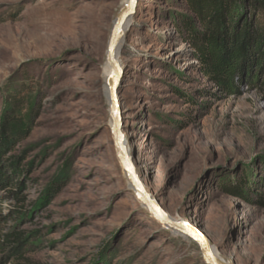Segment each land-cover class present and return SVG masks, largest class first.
I'll return each mask as SVG.
<instances>
[{
    "label": "rangeland",
    "instance_id": "obj_1",
    "mask_svg": "<svg viewBox=\"0 0 264 264\" xmlns=\"http://www.w3.org/2000/svg\"><path fill=\"white\" fill-rule=\"evenodd\" d=\"M239 1L249 20L264 6ZM127 3L0 0V126L28 132L2 157L25 177L9 188L20 201L0 192V264H205L137 199L117 158L107 54ZM192 17L186 0H139L127 21V150L151 197L218 258L264 264V89L228 95L209 81L179 29Z\"/></svg>",
    "mask_w": 264,
    "mask_h": 264
},
{
    "label": "trees",
    "instance_id": "obj_2",
    "mask_svg": "<svg viewBox=\"0 0 264 264\" xmlns=\"http://www.w3.org/2000/svg\"><path fill=\"white\" fill-rule=\"evenodd\" d=\"M239 2L186 0L195 18L183 21L179 28L187 44L193 47L206 78L228 95H237L241 85H257L264 89V79L259 80L264 73V6H250L255 15L249 20L241 14ZM16 127L9 123L0 126V192H9L12 198L20 201L19 193L9 188L15 187L16 178L25 177L23 165L18 167V160L16 165L8 166L2 159L28 134ZM24 186L25 182H19L20 189ZM231 193L240 196L236 191ZM12 240L19 242L16 237ZM13 254L16 253L13 251Z\"/></svg>",
    "mask_w": 264,
    "mask_h": 264
},
{
    "label": "water",
    "instance_id": "obj_3",
    "mask_svg": "<svg viewBox=\"0 0 264 264\" xmlns=\"http://www.w3.org/2000/svg\"><path fill=\"white\" fill-rule=\"evenodd\" d=\"M138 1L139 0H129L127 6L120 11L115 22L107 54V63L112 69V75L109 79V99L112 135L117 150V158L127 176L129 184L135 191L137 199L159 223L198 245L205 264H227L214 254L211 242L205 233L187 221L174 220L160 207L158 202L151 197L145 189L140 176L137 174L132 159L129 156L127 146L125 145L126 139L119 99L120 85L124 70L119 61V53L126 34L124 30L125 24L137 13Z\"/></svg>",
    "mask_w": 264,
    "mask_h": 264
},
{
    "label": "bare ground",
    "instance_id": "obj_4",
    "mask_svg": "<svg viewBox=\"0 0 264 264\" xmlns=\"http://www.w3.org/2000/svg\"><path fill=\"white\" fill-rule=\"evenodd\" d=\"M128 2H129V0H128ZM128 4V3H127ZM127 6V5H126ZM125 6V7H126ZM124 7V8H125ZM124 8H122V10L124 9ZM130 19H132V18H130ZM126 24H127V22H126ZM126 24H125V27H124V30H126ZM126 32V31H125ZM111 75H112V73H111ZM111 75L109 76V78H108V80L110 79V77H111ZM109 87H110V82H109ZM109 93H110V91H109ZM125 145H126V142H125ZM131 157V156H130ZM132 159V158H131ZM133 162V161H132ZM142 181V180H141ZM189 223L190 224H192V222L191 221H189ZM193 225V224H192ZM213 249V248H212ZM213 252H214V250H213ZM215 254V253H214ZM220 259V258H219ZM222 260V259H221ZM225 262V261H224Z\"/></svg>",
    "mask_w": 264,
    "mask_h": 264
}]
</instances>
